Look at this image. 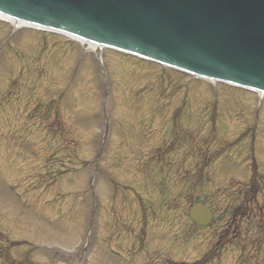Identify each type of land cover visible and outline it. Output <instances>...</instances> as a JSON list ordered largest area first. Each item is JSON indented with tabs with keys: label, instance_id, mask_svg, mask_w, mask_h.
Returning a JSON list of instances; mask_svg holds the SVG:
<instances>
[{
	"label": "rangeland",
	"instance_id": "obj_1",
	"mask_svg": "<svg viewBox=\"0 0 264 264\" xmlns=\"http://www.w3.org/2000/svg\"><path fill=\"white\" fill-rule=\"evenodd\" d=\"M0 264H264V97L0 20Z\"/></svg>",
	"mask_w": 264,
	"mask_h": 264
},
{
	"label": "water",
	"instance_id": "obj_2",
	"mask_svg": "<svg viewBox=\"0 0 264 264\" xmlns=\"http://www.w3.org/2000/svg\"><path fill=\"white\" fill-rule=\"evenodd\" d=\"M0 14L264 93V0H0ZM189 217L212 214L194 202Z\"/></svg>",
	"mask_w": 264,
	"mask_h": 264
},
{
	"label": "bare ground",
	"instance_id": "obj_3",
	"mask_svg": "<svg viewBox=\"0 0 264 264\" xmlns=\"http://www.w3.org/2000/svg\"><path fill=\"white\" fill-rule=\"evenodd\" d=\"M7 21H9L10 23H12L13 25H14V28L15 29H18V28H20L21 26H20V24L18 23V22H14V21H12V20H7ZM82 45H84V47L88 50V51H95V52H99V53H101L102 52V48H98V47H96L95 45H93V44H89V43H84V42H80Z\"/></svg>",
	"mask_w": 264,
	"mask_h": 264
}]
</instances>
